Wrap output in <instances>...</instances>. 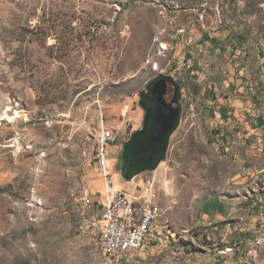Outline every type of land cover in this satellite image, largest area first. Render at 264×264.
<instances>
[{"label":"rangeland","instance_id":"1","mask_svg":"<svg viewBox=\"0 0 264 264\" xmlns=\"http://www.w3.org/2000/svg\"><path fill=\"white\" fill-rule=\"evenodd\" d=\"M263 4L0 0V264H125L102 252L91 225L105 193L96 160L103 126L118 132L105 148L111 186L130 193L154 177L158 181L162 216L154 242L163 244L148 243L153 250L169 244L186 251L190 236L205 233L219 247L236 250L233 231L226 235L221 227L202 225L203 207L218 198L246 196V219L237 230L253 233L263 226V231L264 134L252 144V156L236 155L241 132L234 124L235 87L232 98L224 96L232 105H225L217 92L208 97L202 81L208 64L204 36L230 23L238 31L249 32L254 22L264 27ZM252 43L244 64L231 69L248 83L257 81ZM186 60L190 68L182 66ZM193 70L198 73L192 75ZM231 73L222 71L223 85ZM161 75L180 85L179 123L157 167L127 181L120 173L123 144L141 129V94ZM257 87L264 96V85ZM261 100L252 106V118L264 117ZM225 122L233 125L228 135L231 124ZM257 231L244 251L255 253L246 255L244 264H264ZM146 255L145 248L138 252L139 259Z\"/></svg>","mask_w":264,"mask_h":264},{"label":"crops","instance_id":"2","mask_svg":"<svg viewBox=\"0 0 264 264\" xmlns=\"http://www.w3.org/2000/svg\"><path fill=\"white\" fill-rule=\"evenodd\" d=\"M227 23L230 22L228 21ZM257 23L259 22H254V24H252L251 30L249 32L246 30L238 31L236 25L230 23L229 25H226L223 30H221L222 28L220 26H217L214 28V30H210L211 33L209 32L206 34V36H204V43L206 44L205 50L208 54V64L206 66V70L204 71V75L202 76V81H204L206 85L208 97L210 92H217L216 97L219 99V103H224L225 105H232V100L226 101L224 99V96H226L227 94L231 95L230 98H232V93L237 92L235 97H239V99H237L236 101L234 100V109L236 110V120L234 124L237 125V132H241L239 138V140L241 141V144H239L240 148L235 151L236 155L241 157L252 156V144L257 142L258 139H261L263 137L262 135L264 134V117L256 116L252 118L249 114L253 112L252 106H254L257 102H261L262 97H264L262 91H260L259 87H257L258 84L264 85V27ZM260 23L262 24V22ZM251 42H253L252 45L253 48H255L253 59L258 71L256 75L257 81L255 80L253 81V83H248V80H246L242 74L241 78L236 79L237 77L234 71L232 72L231 69L233 67H237L238 64H244L242 60L246 57V51L249 47L248 43ZM236 44H238V47L235 46ZM226 49H228V52L224 51ZM218 59L220 61H218ZM190 60L192 61V59ZM221 60H223L222 66ZM217 61L218 64L217 68L215 69L214 63ZM244 67L246 68V66ZM223 70L226 73L232 72L231 75H229V79L226 78V81H224V83H226L224 85V76L222 74ZM196 73H198V71L195 72L193 70L191 72L192 75H195ZM216 82H218V87L216 85ZM232 87H235V90L237 89V87H239L241 88V90L238 89L236 91H233ZM208 104L211 105L209 101ZM217 107L221 108L223 111L222 113H220V115L226 116L225 108L221 105H217ZM225 124H231L225 130L226 135H228V132L230 129H232L233 125L232 122H225ZM259 134L260 136L258 137ZM249 144L251 145L249 146ZM218 200L219 201H215L212 203H210L209 201V203H206L203 207V214L206 216V220L205 224L202 225H215L217 226L215 227V229L221 227L220 231H222L226 235H230L233 231V237L237 238L239 242L237 243L238 247L236 250H234V248L230 246V248H232V253H221L226 248H229L227 247V245L220 247H212L206 245L202 240L203 236L198 234L189 237L187 245L188 248L186 249V251L184 250V248L179 247V245L169 244H165L161 250H153L152 247H149L148 243H153L154 239L160 236L157 232L156 237H152L153 241L152 238H150L151 241H147L141 248H145V250H147L146 257L144 259L138 258V252L141 250L140 249L128 264H244V259L247 260V254L245 255L244 251L246 247H251V244H249L248 241H250V238L258 233L257 230H260L261 234L264 233V230L262 231L263 226H260L259 229H255L253 233L250 230H248V232L237 230L239 228H242L243 222L240 219L246 217V209L243 207L245 201L247 200L246 196L228 199L218 198ZM223 203H226V205H224V209L222 207ZM227 204L237 205L231 207ZM254 205H256V203ZM255 208L256 207H253V209ZM256 212L258 211L255 210V213ZM255 213L252 214L254 217ZM256 217L258 218L259 215L257 214ZM259 225H262V223H259ZM231 226L233 227L232 229ZM241 234L245 236H242L243 238H241ZM171 237L174 239V237L178 236L171 233ZM246 238L248 240H246ZM154 243H156V245H158L159 243L163 244V242L160 240ZM244 243L246 244L243 246L242 244ZM253 253H255L254 250L250 249L248 255H252Z\"/></svg>","mask_w":264,"mask_h":264},{"label":"built area","instance_id":"3","mask_svg":"<svg viewBox=\"0 0 264 264\" xmlns=\"http://www.w3.org/2000/svg\"><path fill=\"white\" fill-rule=\"evenodd\" d=\"M261 8L264 13V4ZM189 65L188 60L182 63V66L187 68H190ZM117 133L114 128L103 126L98 136L96 160L104 180L105 193L100 202V214L93 219L91 225L97 231L100 249L110 261H124L128 264L144 244L151 241L150 238L156 237L162 210L158 204L156 177L147 181L141 190L130 193L115 190L111 186L110 162L106 157L105 148L114 143ZM240 220L243 221L244 218ZM188 233V230L182 231V234ZM202 240L206 245L218 246L211 234L205 233ZM256 244L264 246V233L256 239ZM221 253H232V248H226Z\"/></svg>","mask_w":264,"mask_h":264},{"label":"water","instance_id":"4","mask_svg":"<svg viewBox=\"0 0 264 264\" xmlns=\"http://www.w3.org/2000/svg\"><path fill=\"white\" fill-rule=\"evenodd\" d=\"M169 82L175 83L170 77L161 75L148 85L149 97L154 103L151 110L148 111L143 101L140 102L146 112L142 127L123 144L121 153L120 173L127 181L157 167L165 156L170 136L178 126L181 112L175 106L178 95L175 94L170 103L165 100Z\"/></svg>","mask_w":264,"mask_h":264},{"label":"flooded vegetation","instance_id":"5","mask_svg":"<svg viewBox=\"0 0 264 264\" xmlns=\"http://www.w3.org/2000/svg\"><path fill=\"white\" fill-rule=\"evenodd\" d=\"M148 88H149V86H147L145 91L141 94V101H143L144 106L149 111V110H151L154 107V103L151 101V99L149 97ZM175 94L178 95V103L175 106H178L180 108V110H181L180 85L177 84V83H173V82L167 83V92H166V95H165L166 102L170 103L172 101V99H173ZM144 113H146V112H144ZM139 174H141V173H139Z\"/></svg>","mask_w":264,"mask_h":264},{"label":"bare ground","instance_id":"6","mask_svg":"<svg viewBox=\"0 0 264 264\" xmlns=\"http://www.w3.org/2000/svg\"><path fill=\"white\" fill-rule=\"evenodd\" d=\"M162 48H164V45H162ZM166 190H168L167 187H166Z\"/></svg>","mask_w":264,"mask_h":264}]
</instances>
